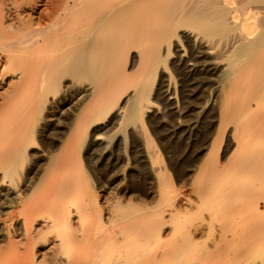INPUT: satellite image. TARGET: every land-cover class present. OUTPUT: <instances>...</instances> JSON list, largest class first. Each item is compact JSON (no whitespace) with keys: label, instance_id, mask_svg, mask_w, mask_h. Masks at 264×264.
I'll return each mask as SVG.
<instances>
[{"label":"bare ground","instance_id":"bare-ground-1","mask_svg":"<svg viewBox=\"0 0 264 264\" xmlns=\"http://www.w3.org/2000/svg\"><path fill=\"white\" fill-rule=\"evenodd\" d=\"M182 26L192 29L194 40L191 38V41L198 46L197 55H194L201 58L200 62L196 61L201 65L203 87L206 88L211 75H216L214 82L220 85L218 95L215 93L220 98V104L216 106L220 111L219 124L210 132V148L199 167L205 173L203 178L208 185L193 190L201 196L206 191L212 192V186H215V193L206 195L203 200L205 206L214 215L218 212L215 207L218 196L227 197L228 202L219 213L229 216L234 212V203L239 197H232L234 193L243 194L247 189L244 191L247 195L253 181L264 182V127H258L264 122V0H0V85L14 80L8 83L3 93L0 92V242H4V245L0 243V257L5 256V249V253L12 256L11 264H182L181 260L184 264H206L215 258V264L220 258L224 261L219 264L235 260L243 262L242 258L246 260L243 263L239 261V264L264 262V213L260 217L256 215L259 224L253 227L258 234L254 246H251L254 242H250V248L243 243V247L240 245L242 249L231 248L229 251L230 244L227 241V247L226 241L221 239V236L227 238L226 231L222 232L223 226H220L219 231L225 234L219 235L220 240L227 248L222 243L219 245V240L215 239L218 235L212 239L219 242L217 245L198 247L194 242L196 233L202 235L204 230L214 231V223L212 221V226L210 222L200 220V223L184 225L183 220L189 214L186 210L191 205L185 207L187 205L182 202L185 199H175L183 194L181 191L164 192L170 179L163 178L151 151L149 156L155 177L158 176L160 196L169 201L162 204L164 199L161 202L157 199L151 206L153 208L146 211L143 210L147 206L132 203L128 197V201L124 197L105 200L107 207L101 205L103 202L99 205L98 193L90 190L93 185L90 174L85 167L79 166L85 140L90 137L89 147L92 148L96 144L92 143L95 139L103 138L104 135L98 132L113 121L111 115L114 111L117 110L115 116L121 128L137 121L143 122L152 104L151 91L157 71H165L169 67L168 60L174 46L181 43L180 35H185V31L183 34L178 31ZM131 45L137 46L140 53H131L129 58ZM190 51L193 52L192 49ZM196 63L190 61L188 66ZM185 65L186 62L182 67L186 74L184 89L189 81ZM138 73L140 77L136 78ZM243 75H248L245 81L242 80ZM130 79L131 87L135 86L131 92L125 83L127 80L130 83ZM196 87L195 90L199 89ZM243 88L248 90V98ZM127 91L130 93L125 96ZM216 97L215 104H218ZM60 103L69 105L65 110L68 114L64 112L67 121L61 120L66 125L61 128L57 123H50L47 128H51L49 133L64 139L59 145L53 138L42 143V133ZM253 105L256 108L253 109ZM230 118L235 120L232 135L237 148L226 163H221L218 157L213 156L218 154L219 131ZM54 121L60 123L58 117ZM141 129L145 136L146 129L144 126ZM247 134L248 138L249 134L255 138L250 137L253 139L250 142H247L249 139L243 140L245 143L240 142V137H247ZM203 136V140L209 139V131L206 130ZM145 138L146 143L149 142V138ZM259 140H263L262 144L257 142ZM39 146L41 152L46 151V166L40 177H31L27 166L37 151L34 149ZM237 149L240 154L235 153ZM124 151L127 152L126 149ZM93 156L96 157L97 153ZM106 157L109 161L110 156ZM114 165L118 166V163ZM187 200V204L192 201ZM166 205L170 208H165ZM102 207L107 208V216L103 215ZM242 211L240 209V213ZM199 215L204 217L203 213ZM251 217L248 219L252 220ZM244 220L248 221L247 217ZM254 220H257L255 216ZM246 224L243 227H250ZM170 231L179 233V236L163 241ZM205 231L203 233H212ZM230 232L227 234H232ZM235 232L233 230L234 235ZM48 233L54 234L52 239L47 238ZM238 233L233 237L238 238ZM233 237L230 238L232 241ZM248 237L247 240L252 238ZM39 239L42 245L52 241L42 249ZM17 244L24 245L21 247L23 250ZM196 249L197 254L186 260L187 253ZM225 249L228 252L222 254ZM117 250L119 254H116ZM221 250L224 251L220 253Z\"/></svg>","mask_w":264,"mask_h":264},{"label":"rangeland","instance_id":"rangeland-1","mask_svg":"<svg viewBox=\"0 0 264 264\" xmlns=\"http://www.w3.org/2000/svg\"><path fill=\"white\" fill-rule=\"evenodd\" d=\"M190 30H192V29L188 26H184V27L182 26V28L180 27L178 29V31L181 34H183V32L185 31L184 32L185 35L184 34L180 35L181 43L177 44L178 45L177 47L174 46L175 50L173 49L172 55L169 57L168 62H170V63H169V67L165 70L166 72L162 69L161 70L158 69V71H157V74H156L155 79H154L152 91H151L152 104H151V107L149 108V110L147 111V113L145 115V119L143 120V122L137 121L135 124L126 125V126L121 128V127H119V119L117 116H115V114L117 113V110L114 111L113 114L111 115V118H113V121H111V123L108 124L109 127L108 126L106 128L104 127L103 128L104 131H103V129H100L98 132V134L101 133L104 135V136L102 135L103 138L95 139L92 142V143H96L92 147V148H95V150H93L94 152L92 151V148H90L91 147L90 141H89L90 137L85 140L83 148L80 151V157L82 159H81V163L79 164V166L82 165L81 167H85L87 172L90 174V176H91L90 180L92 181L93 185L91 188L90 187L89 188H90V190L92 189L93 191L98 193L97 194L98 195L97 196V202L99 203V205L101 202H103V203H101V205L103 204V206L107 207V205H105V202H106L105 200L109 201V199H115V197L123 199V197H124V199L127 201L130 199L129 201H132V203L134 202V203L141 204L142 207H143V205H144V207L147 206L145 209L143 208L144 209L143 211H146L147 208L148 209L153 208L151 206H153L155 204L157 199L160 202H161V199H164V198H161V196H160L159 191H161V190H158V176L155 177L156 172H154V167H152L150 156H149L150 155L149 152L151 151L156 158V159L154 158L156 161L155 166L157 165L158 167L161 168L163 178L167 177V179L168 178L170 179L168 185L164 189L165 190L164 192L169 193L172 191L173 192H180L181 191V193H183L186 197L183 194H180V196L175 197V199L176 198L178 199V197L180 199L182 198L181 200L185 199L182 201L185 205H187V206L183 205L185 207H190V205H191V207L193 206V208L191 210H190L191 207L189 208L190 211L188 209L186 210V213L189 212V214H186L187 217L183 220L184 225L187 226V225H190L191 223H194V222L196 223L197 221H198L197 223H200L204 220V223L210 222V225L212 224V221H213L214 226H216L215 227L216 229H215L213 224H212L214 231H205L204 230L205 232H212V233H203L204 232L203 231L202 235L204 234V236H202L201 233H196V236H195L196 239H194V242L198 243V244L199 243L202 244L200 246L197 244L198 247H201V248H204V247L208 248L209 246L213 247L214 243H215V245H217L220 242L219 245L221 243L223 245H224V243H226L228 245L227 246L225 244L223 247H226V246L229 247V244H230V247L228 248L229 251H231V248L232 249H234V248L240 249L241 246L242 247L244 246L243 243H245V247L246 246L248 247V245H249L248 248H250L251 243L254 242L251 246L255 245V241L258 237V234H256L257 231H256V229H254L255 226L257 227V223L259 224L258 217H256V215L259 216V215L264 213V182H261L260 180H256L255 182L253 181L255 183V185L253 186V182H252L251 186H249V187H251L250 188L251 190L249 189L250 191H247L250 193H247V195L245 194L246 196L244 195V191H246L247 189L246 190L243 189L244 190L242 192L243 194H240L241 192L238 194H236V193L233 194L232 197L239 196L235 200L236 203H234V208H233L234 212L233 213H235V216L232 215L233 213L229 216H223V215L221 216V213H219V212L222 211V209L225 207L226 203L228 202V198L227 197L220 198V196H218L219 194H216L218 196V200L215 203V207H216V209H218V212L216 214L212 215L211 212L207 209V207L205 206V201H203V200H205V198L207 197L206 195H208V194L211 195V194L215 193V188H216L215 186H212V188L214 190V191L212 190L213 193L212 192L209 193L208 191H206L204 194H201V196L196 191H194L195 188H197L198 186H207L208 185V184H206V183H208V182H206L207 181L206 178H203L205 176V173L202 171V169L200 170L199 167H201V164L205 160L206 154L208 153L209 148H210V132H212V130H214L216 128V126L219 124L220 111H219V108L216 106H219L220 98L219 97L217 98L216 96L219 93V91H217V90H218V88H220V85L217 82H214L216 80H215V78L213 79V77H216V75L215 76L211 75L212 79L209 80L211 82L208 81L207 85L210 84L212 86L206 85V88L203 87L202 80H201L202 79V77H201L202 76L201 65H198V61L200 62L201 58H197V56H196L197 55L196 50L198 49V46L195 43H193L194 41H191V38H192V40H194V38H193L194 36H192V31H190ZM187 32L189 33V35L191 37L190 36L188 37ZM187 37L189 38V40ZM134 46L131 45L130 48H129V46H127L129 48V53H130L129 58L131 56V53H134V54H136L137 52L140 53L139 48L137 46H135V47ZM128 48H127V50H128ZM190 49H192V51H193L192 53H191ZM181 52L183 54L184 53L186 54L185 58H183L184 56ZM190 54L192 57L194 56L193 59H191L190 56H188ZM194 54H196V55H194ZM197 59H198V61H196ZM176 60H178V61H176ZM186 60L189 61V63H190V61H192L193 63L195 61V62H197L196 65H198V66H196L194 64L195 66L191 65V67H189L190 64ZM184 62H186V64H187V65H185L186 66L185 69H186V71H188L187 74H189L188 87L186 88L189 90L184 89V86H183V80H184L183 78L186 75V74H184V71L182 70V67L184 68ZM172 64H175V66L177 65L178 67L177 66L175 67L174 65H173L174 66L173 67ZM195 68H198V69H195ZM199 70H200V72H199ZM255 72H257V71L255 70ZM243 76L244 77L242 78V80L244 79L243 81H245V76L248 77V75H243ZM139 77H140V74L138 73L136 75V78H139ZM198 79H200V80H198ZM131 80L132 79H130V83H128L129 80H127L125 82L128 85V88H129L128 91H130V92L133 90V87L135 88V86L131 87V84H132ZM180 80H182V81H180ZM196 80L199 82H197ZM10 81H14V80H10ZM10 81H8L9 84H10ZM8 83L5 85H0V92L3 93L7 89ZM169 84H170V86H169ZM171 84H173V85H171ZM215 84L219 87H215L216 86ZM247 84H248V82L245 83V87L248 86ZM213 85H214V87H213ZM191 87H193V88L191 89ZM194 87H196V89L199 88L201 90H199V89L195 90ZM163 88H164V90H163ZM179 88H180V90H179ZM215 88H217V89H215ZM203 89H204V92L202 91ZM243 89H246V88H243ZM190 90H192L193 92ZM212 90H213V92H212ZM128 91H127V93H125V96L129 95L130 92H128ZM171 91H173L174 94ZM247 92H248V90L246 89V94H248ZM205 93H206V95L207 94L208 95L206 96ZM215 93L217 95H215ZM167 94H168V96H167ZM214 96L217 98L218 104H215V97ZM246 96L248 98L249 94ZM190 97L193 100H191ZM178 98H179V100H178ZM206 98H208L207 99L208 102L206 101ZM210 99H213V100H210ZM217 100H216V103H217ZM0 101H1V98H0ZM205 104H206V106H205ZM178 105H179L180 110L178 108ZM67 106H69V105H67ZM67 106L60 103L61 108L60 107L57 108L55 110L56 112L54 113L55 115L51 116L53 118H51V117L49 118L50 120L45 127L46 131L44 130V132L42 133V137H41L42 143H44L46 140H52L51 138H53L57 145L61 144L60 140L62 141L64 139V137H60V136L56 137L55 134L49 133L48 130H51V128H47V127L51 126L52 123H55V124L57 123L58 126L61 128H63L66 125V122H64L65 124H63L62 122L67 121V118H66V116L68 114V112H66ZM213 106H215V108ZM253 106H254L253 109L256 108L255 105H253ZM165 107H166V109H165ZM173 107L176 109H174ZM211 107H212V109L214 108V110H211L210 109ZM171 108H173V109H171ZM229 108L227 110H229ZM63 109H64V111H63ZM168 109H170L171 112H169L170 110L168 111ZM181 109H183V110H181ZM59 110L63 111L62 112L63 114L61 113V111L58 112ZM207 110H208V112L211 111L209 114L210 116H208V117H207V114H208ZM176 111H177V113H176ZM262 111H264V107H263ZM64 112H66L67 114ZM59 113H60V115H59ZM178 114H180V116ZM62 115H63V117H62ZM184 115H185V117H183ZM211 115H212V117H211ZM56 117L59 118L60 123H58L57 121H54ZM179 117L181 118L180 119L181 121L179 120ZM210 118H211V120H209ZM255 118H256V116L254 117V119ZM62 119H63V121H61ZM230 120H233V121H230ZM204 121H206V122H204ZM215 123H216V125H215ZM225 124L223 125V127L225 126V128L222 127V130L219 131L220 136L218 135L219 139H217V142L218 141L220 142V143H217V146H216V151H218L217 152L218 154H217V156H213V157H218V159L221 161V163H226L225 161H227L228 158L232 155L231 153L233 152V150L235 148H237V144L235 143L236 139L234 141V136H233L234 134L232 132V131H234V126H235L234 118H230L229 121L228 122L226 121ZM141 126H144V128L146 129L145 130V136L147 138H149V142H147V143H146L147 140L144 136V133L141 131L142 130ZM179 127L183 131L178 129ZM258 127H264V122L261 124H258ZM184 129H186L187 131L186 130L184 131ZM206 130L209 131V139L207 137V140H203V137H204L203 133ZM173 131L175 132V134ZM222 131H223V133L220 134V132H222ZM169 133H171V134H169ZM51 135L55 136V137H52ZM171 135H172V137H171ZM253 135H254V133H253ZM253 135L249 134V138L250 137L255 138V136H253ZM244 137H246V136L240 137V139H241L240 142L245 143L247 141L246 139H249L248 134H247L246 138H244ZM122 138H123V140L125 138L126 142L122 141ZM166 139H167V141H166ZM243 140L244 141L246 140V141L244 142ZM252 140L253 139H251V140L249 139L247 142H250ZM122 142H124L125 144ZM257 142L262 144L263 140H259ZM168 145L169 146L171 145V146L169 147ZM174 145H175V147L172 148ZM117 149L120 151H118ZM124 149H126L127 152L124 151ZM34 150H37V151H36V153L33 154L32 158L29 162L30 164H28L29 166H27V169L29 170L31 177H36L39 175L41 176V173L43 172V169L46 166V160H45V157H46L45 152L46 151L41 152L40 146L38 147V149H34ZM55 150L57 152V151H59V148L55 149ZM88 150H90V151H88ZM107 151L110 153H108ZM113 151H115V153ZM236 151L237 152H235V153L237 154L238 149ZM102 152H104V153H102ZM96 153H97V156H96ZM152 153H151V156L153 155ZM91 154L95 155L96 157H94ZM135 154H137V155H135ZM238 154H240V153H238ZM86 155L87 156L89 155L88 158H90V161H88L89 159L87 158ZM106 155L110 156L109 161L106 160L108 158V157H106ZM130 155H131V158H130ZM142 155H144L145 158H147V159L145 160L144 156H142ZM117 156H119L120 158H118ZM135 156H137V158ZM128 157H129V159L127 160ZM116 159H118L119 161L117 160V162H116ZM147 161L151 165H149L147 163ZM112 162H113V164H111ZM117 163H118V166L114 165ZM105 165H107L108 168H106ZM70 171H72V170H70ZM104 171H106V172H104ZM58 173H61V172H58ZM104 174H106L105 175L106 177H102V176H104ZM54 175L56 176V174H54ZM246 179L248 181H250V178L246 177ZM247 180H246V182H247ZM202 184H204V185H202ZM249 187H247V188H249ZM193 188H194V190H193ZM83 190H84V188H83ZM84 191L86 192V190H84ZM248 194H250V195L248 196ZM105 195H107V196H105ZM109 196H111V197L113 196V197L111 198ZM187 196H188V200H187ZM127 197L129 199H126ZM200 198H202V199H200ZM189 199L192 201H190ZM166 200H168V198H165L164 200H162L161 203L162 204L168 203L169 200L167 202H166ZM186 200L188 202L189 201L190 202L187 204V203H185ZM93 202L95 203V201H93ZM90 203L92 204V201L89 202V205H90ZM126 203L128 204L130 202H126ZM142 203H144V204H142ZM190 203H192L193 205ZM139 204H136V205H139ZM251 206H253V209ZM106 207H104V208L102 207L103 208L102 213H103V215L106 214V216H107L108 210H106L107 209ZM240 207H243V208L247 207V208L244 210L243 208H240ZM165 208H170V207L166 205ZM236 208L239 210H236ZM240 209H241V211L244 210L247 213V215L245 214L244 211H242V212H244V215L242 212L240 213ZM247 209L249 210V212L247 211ZM197 210L201 211L199 213L200 214L203 213L204 217H201L199 215V213L196 212ZM143 211H141V212H143ZM207 211H209V212H207ZM257 212H259V213L257 214ZM206 213H208V214H206ZM248 213H250L249 214L250 216L248 215ZM197 214H198V217H197ZM241 215L244 217V219H246V217H247L248 221H246L244 219H240V217H242ZM252 215H254L255 219H257V220H254V216L251 217ZM211 217H212V219H211ZM229 217L231 220L229 219ZM232 217H233V219H232ZM248 217H249V219L251 217L252 220H249ZM200 220H202V221H200ZM240 220H242V221H240ZM243 221L248 223V226H250V227H247V228H249V229H247L246 227H243V225L247 226V224L244 223ZM238 222H240V223H238ZM251 222H253V223L251 224ZM236 224H239L237 226L239 227L240 230H242L241 233L243 232L242 233L243 235L246 234V237L240 233V230L238 229ZM168 225L170 228L172 227L171 224H168ZM240 225H242V226H240ZM220 226H223V227H221L222 228L221 231L223 230L222 232L226 231L225 234H226L227 238L224 236H221V237H223V238H221L222 241H226L224 243L220 240V236H219L222 234L225 235L224 233L219 231ZM233 226L235 229H233ZM224 229H225V231H224ZM236 229L239 231V233L241 235L238 233V231L235 232ZM233 230L235 232V235H236V233H238V236H237L238 238H235L236 236L234 235ZM227 231L228 232L231 231L232 234L228 235ZM251 231L255 232V233L252 234ZM172 232L173 231H170L169 233L167 232V234L165 235V239L163 241H165L166 239L170 240V238L179 236V233L175 232V234H173ZM213 232H214V234H213ZM49 234L50 233L47 234V238L52 239L51 237H53L54 234H52L53 236L51 234H50L51 236H49ZM197 234L201 235L203 238ZM254 234H256V235H254ZM209 235H210V237H209ZM214 235H218L219 239L215 238ZM231 236L232 237L235 236V237H233L234 239L232 238L233 241L230 239ZM241 236H243V237H241ZM247 236H251L252 238H250V240H247V239H249V237L247 238ZM199 238H200V241H199ZM213 238H215L216 240H219V242H216L215 240L213 241L212 240ZM228 239H230V240H228ZM236 239H237V241H236ZM238 239H239V241H238ZM234 240H235V242H234ZM39 241H40V239H39ZM50 241H52V240L46 241L45 244L43 243L44 245H42V242L41 243L39 242L40 244L39 243L38 244L40 246L39 245H37V246L44 249L47 245H49L47 243H50ZM227 241L229 244L227 243ZM236 242H239V243H236ZM2 243L4 245V242H2ZM212 243H213V245H210ZM231 243H233V244H231ZM234 244L236 246H234ZM17 245L19 246L21 244H17ZM207 245H209V246H207ZM195 246H196V244H195ZM19 247H20V249L23 250L24 245L19 246ZM21 247H23V248H21ZM120 249H118V250L119 251L123 250V249H121V250ZM22 250H20V251H22ZM118 250L116 251V254L120 253ZM225 250L226 251L221 250L220 253L223 251H224V253H222V254L227 253L228 250L227 249H225ZM3 252H4L3 255H5V256L0 257V264H5V263L11 264L12 256L9 257L8 253L7 254L5 253L6 252L5 249ZM196 254H197V249L188 252L187 255L185 256L186 260L192 259ZM6 256H8V258ZM215 259L217 260V258H215ZM215 259L209 260L208 262H206V264H215ZM220 259H218V262L216 261V264L217 263L219 264L220 261L223 260L222 258H220ZM262 259L264 260V256ZM242 260H243V262H245L246 259L242 258ZM211 261H213V262H211ZM239 261H241V260H238V261L235 260L236 263L234 261H232V263L233 264H239L242 262V261L241 262H239ZM258 262H261V261L258 260ZM180 263L184 264V261L181 260ZM232 263L222 262V264H232ZM261 263H264V262H261ZM261 263L256 262V264H261Z\"/></svg>","mask_w":264,"mask_h":264}]
</instances>
